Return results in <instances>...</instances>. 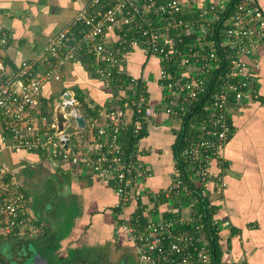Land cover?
Masks as SVG:
<instances>
[{"label":"built area","instance_id":"obj_1","mask_svg":"<svg viewBox=\"0 0 264 264\" xmlns=\"http://www.w3.org/2000/svg\"><path fill=\"white\" fill-rule=\"evenodd\" d=\"M101 1L92 0L71 26L58 32L37 58L23 61L14 74L8 72L4 53L9 38L0 39V117L12 147L43 152L111 182L120 230L131 243L136 264H216L209 230L216 228L219 236L231 222L214 213L208 224L198 213V201L206 197L209 183L215 192L227 187L222 179L213 181L210 167L220 161L232 137L230 106L259 100L246 59L264 41V13L258 0H110V7L100 13ZM110 30L120 35L111 46ZM133 49L161 63L163 96L155 111L164 112L182 129L191 118L193 135L180 155L189 167L190 182L178 177L160 193L147 191L148 201L139 193V178L147 171L135 150L150 110L147 86L121 67L125 53ZM85 52L107 87L117 82L124 89L131 83V92L123 104L100 110L98 119L82 128L77 122L83 117L81 102L72 90L62 92L52 119L41 112V97L45 83L61 80L60 68ZM42 64L49 68L42 71ZM125 74L126 80L118 78ZM85 128L90 140L75 145ZM129 133L135 141L132 148L123 142ZM28 203L20 186L0 170L1 234L40 235ZM164 204L167 208L161 212ZM208 206L205 210L212 208Z\"/></svg>","mask_w":264,"mask_h":264},{"label":"crops","instance_id":"obj_2","mask_svg":"<svg viewBox=\"0 0 264 264\" xmlns=\"http://www.w3.org/2000/svg\"><path fill=\"white\" fill-rule=\"evenodd\" d=\"M91 2L92 0H0V39L4 36L9 38L4 51L8 72L14 74L23 61L37 58L49 41L58 32L71 26L78 13ZM258 3L264 13V0H258ZM107 38L108 45L111 46L120 38L119 32L110 30ZM246 62L254 75L259 100L242 106H230L232 137L220 161L213 162L210 167L213 181L222 179L227 187L223 192H215L214 184L209 183L208 193L204 198L210 201L209 204L215 208L218 216L231 222L230 227L219 232L220 264H264V41L259 45L257 53L248 57ZM121 67L129 77L144 82L147 86L150 110L147 111L148 120L144 123L135 150L140 166L147 171L146 177L139 178V193L148 201L147 191L160 193L178 178L175 145L182 127L164 112L155 111L163 96L159 85L161 63L158 60L147 59L143 50L133 49L125 53ZM40 68L44 71L49 65L42 64ZM60 73L61 80L45 83L41 107L46 101L49 105L54 103L55 108L65 89L72 90L75 95L80 94L90 107L98 108V112L123 104L130 96L131 83L124 89L119 83L114 88L105 85L97 73L91 54L87 52L80 60L63 65ZM41 112L45 113V109L41 108ZM82 118L86 126L97 120L98 115L94 119H87L84 115ZM81 134L82 136L75 137L77 139L74 144L77 146H83L90 140L87 130ZM123 142L128 143L127 137ZM36 152L14 149L0 117V170L5 176L18 184L29 199L24 190L28 179L27 171L29 168L45 166L63 181L66 193L72 197L81 213L75 216L69 234L59 241L54 230L46 225L45 219L33 212L29 199V214L33 223L40 228V235L30 237L17 232L9 235L0 233V240L22 241L27 254L34 246L44 258L50 255L53 264H61L70 251L75 253L77 263L99 264L97 258L92 259L90 256L95 249L102 250L109 244H117L120 239L125 245L131 246L128 237L120 230V218L116 211L118 200L111 182L92 176L78 166L59 162L43 152ZM198 203L200 204V200ZM150 205L155 206V201ZM166 208L165 204L160 206L161 212ZM116 228L120 232L117 239ZM99 254L107 259L106 263L113 264L108 261L112 258V252L108 248ZM24 256L18 250L13 257H6L10 264V260H20ZM0 259L8 264L1 252Z\"/></svg>","mask_w":264,"mask_h":264},{"label":"rangeland","instance_id":"obj_3","mask_svg":"<svg viewBox=\"0 0 264 264\" xmlns=\"http://www.w3.org/2000/svg\"><path fill=\"white\" fill-rule=\"evenodd\" d=\"M26 177L28 179L24 190L29 196L33 212L45 219L48 228L54 230L57 239L61 241L72 229L75 216L81 213L80 208L77 207L72 197L66 193L63 181L57 177L55 172H51L45 166L29 168ZM51 233L53 232L51 231ZM115 233L116 239L120 237L119 228H116ZM109 246L107 245V247L102 249L108 248L112 252V258L108 261L113 262V264H124L125 260H127V264H136V255L133 248L125 245L121 239L117 244L113 243V247L110 244ZM18 250H21L28 257L25 244L22 241L0 240V252L4 256L6 263L9 262L6 256L13 257L15 253H18ZM102 250L95 249L90 256L92 259L97 258L99 264H108V262L106 263L107 259L102 258L103 254L101 256L99 254ZM74 254L73 251L67 253V259L61 264H80L75 262ZM42 257L44 258V256ZM50 257L48 255L45 259L47 258L49 263L53 264Z\"/></svg>","mask_w":264,"mask_h":264},{"label":"trees","instance_id":"obj_4","mask_svg":"<svg viewBox=\"0 0 264 264\" xmlns=\"http://www.w3.org/2000/svg\"><path fill=\"white\" fill-rule=\"evenodd\" d=\"M99 11L100 13L105 12L109 7H110V0H102L100 5H99ZM219 74H216V76L213 79V85H214V80L216 79V77ZM118 78H121L122 80H126L127 77L126 75H119ZM115 84H118L117 82ZM121 85V84H120ZM116 87H118V85H116ZM77 98L79 99V101L81 102V109H82V113L84 115L85 118H91L94 119L97 117L98 115V108L93 109L92 107H90V104L85 100L84 97H81L80 94L77 93ZM44 106L42 104V108L45 109V114L46 116H48L49 118H53L54 115V107L53 104L49 105L48 102L44 101ZM52 102V101H51ZM42 103V102H41ZM188 117H186L187 119ZM190 122H191V118L187 119V123L184 124V127L182 129L180 138L178 139L176 145H175V157L178 159L177 162V171L179 173L178 177L183 180L184 182H190V177H191V173L189 171V167L188 165H186L184 163V161L181 159L180 155L182 150L193 141L192 137V132H191V126H190ZM127 140H128V144L129 147L132 148L133 144H134V139L132 138L131 133H129V135L127 136ZM37 153V152H34ZM7 180H10L11 178L9 176H6ZM187 202V199H184V201L181 204H185ZM209 200L208 199H201L200 200V204H198V213L203 214L206 218L204 219L206 222L211 221V216L212 214L215 213V208H210V210L205 208L209 205ZM209 207V206H208ZM117 214H118V210ZM210 232V237H211V247L214 253V261L216 264H220V249H219V236H218V231L216 230V228H211V230H209Z\"/></svg>","mask_w":264,"mask_h":264},{"label":"water","instance_id":"obj_5","mask_svg":"<svg viewBox=\"0 0 264 264\" xmlns=\"http://www.w3.org/2000/svg\"><path fill=\"white\" fill-rule=\"evenodd\" d=\"M59 120L61 122H63V118L62 117H59ZM77 122H78L80 127L83 128L85 126L84 118H79L77 120ZM33 247L28 252L29 254L32 255V258H30L27 261H25L24 264H50L49 261L47 259L43 258L41 256V254L37 250H35V248H33ZM36 261H38V262H36ZM12 264H14V263H12Z\"/></svg>","mask_w":264,"mask_h":264},{"label":"flooded vegetation","instance_id":"obj_6","mask_svg":"<svg viewBox=\"0 0 264 264\" xmlns=\"http://www.w3.org/2000/svg\"><path fill=\"white\" fill-rule=\"evenodd\" d=\"M32 258L31 254H28V257L25 255L23 258H21L20 260H10V264L14 263V264H24L25 261H27L28 259ZM127 263V260H125Z\"/></svg>","mask_w":264,"mask_h":264}]
</instances>
